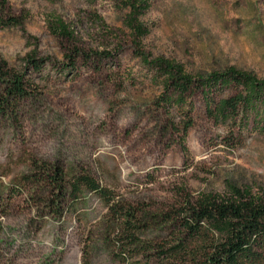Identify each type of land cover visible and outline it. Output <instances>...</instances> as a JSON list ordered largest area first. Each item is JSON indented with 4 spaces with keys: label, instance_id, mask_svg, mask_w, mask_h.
I'll list each match as a JSON object with an SVG mask.
<instances>
[{
    "label": "rangeland",
    "instance_id": "374dc122",
    "mask_svg": "<svg viewBox=\"0 0 264 264\" xmlns=\"http://www.w3.org/2000/svg\"><path fill=\"white\" fill-rule=\"evenodd\" d=\"M6 1L20 23L0 28V62L29 92L0 104V264H160L171 260L161 250L188 243L174 212L186 200L229 185L264 199V109L211 113L235 86L197 89L187 112L163 104L162 72L136 54L195 80L230 67L264 80V0H148L139 46L117 0ZM55 19L72 39L51 31ZM73 46L105 55L67 65ZM34 163L85 172L115 210L84 187L58 196Z\"/></svg>",
    "mask_w": 264,
    "mask_h": 264
},
{
    "label": "trees",
    "instance_id": "16d2710c",
    "mask_svg": "<svg viewBox=\"0 0 264 264\" xmlns=\"http://www.w3.org/2000/svg\"><path fill=\"white\" fill-rule=\"evenodd\" d=\"M117 1L121 7L128 10L124 24L131 32L134 44L139 46L141 39L150 31L149 26L141 20V16L150 7L149 1ZM19 23V19L8 11L7 1L0 0V28ZM50 29L56 35L73 38V31L61 19L50 21ZM136 54L142 58L145 65L162 72L165 88L163 104L182 107L187 103V108L183 109L187 112L190 108L188 97L197 89L208 97L213 90L220 91L225 87L235 86V94L222 98L216 110L210 109L211 113L218 118H227L237 114L239 109L256 114L264 109V80L258 79L253 73L230 67L224 72H215L195 80L185 73L180 65L169 60L155 58L148 61L139 51ZM104 55L78 46H73L70 52L65 54L67 65H75L79 60L85 65H95ZM28 63L32 64L36 71L43 66L32 56ZM0 84L5 87L4 96L0 97L1 106L9 99H22L29 92L28 80L21 74L8 71L3 62H0ZM187 122L184 132L190 127L189 120ZM36 165L34 163L32 166L49 177L52 189L56 190L58 196L63 195L66 186H70L74 193L84 187L96 192L109 209L115 210L118 201L114 194L85 172L78 171L68 177L59 165ZM228 188L229 193L226 196L203 194L195 201L186 200L184 208L174 211L181 233L187 237L188 243L185 245V239H179L174 246L161 250L160 253H168L167 256L171 257V260L164 261L161 258L160 264H264V199L254 196L247 188L240 189L234 185H229ZM125 212L124 222L129 224L130 217L134 214L131 211Z\"/></svg>",
    "mask_w": 264,
    "mask_h": 264
}]
</instances>
